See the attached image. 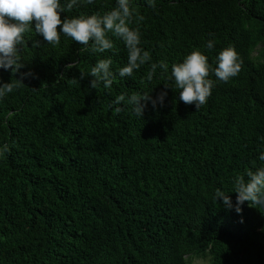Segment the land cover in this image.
<instances>
[{"label":"trees","instance_id":"1","mask_svg":"<svg viewBox=\"0 0 264 264\" xmlns=\"http://www.w3.org/2000/svg\"><path fill=\"white\" fill-rule=\"evenodd\" d=\"M130 3L145 17L140 47L152 57L131 76L118 75L127 50L112 33L114 49L103 53L62 33L48 44L34 30L18 46L19 72L32 76L0 98V150L9 149L0 155V264H264V207L246 201L238 214L214 196L221 189L235 205V176L264 166V0ZM115 6L94 0L60 15ZM229 46L242 61L238 75H210L198 110L180 101L171 64L198 49L215 67ZM107 58L111 88H90L91 67ZM160 61L169 71L158 67L148 81ZM14 78L0 68V83ZM162 91L163 106L147 103L142 117L131 105L110 107L121 94Z\"/></svg>","mask_w":264,"mask_h":264},{"label":"clouds","instance_id":"2","mask_svg":"<svg viewBox=\"0 0 264 264\" xmlns=\"http://www.w3.org/2000/svg\"><path fill=\"white\" fill-rule=\"evenodd\" d=\"M94 0H0V68L10 69L13 74L19 73V78L11 79L8 83H0V98L24 85L23 80L32 76L31 72H19L24 64L20 60L18 46H24L25 33L32 30L41 35L48 44L58 45L61 33L70 37L79 45L85 46L83 50L90 49L93 53H103L114 49V44L108 38V33L120 38L127 50V63L118 69L120 77L131 76L135 70L149 63L152 59L149 51L140 47L141 33L139 24L145 17L139 14L130 3V0H116V6L103 15L79 14L66 16L61 19V12H71L75 7L82 4H93ZM148 5L155 10V0H147ZM34 22V29L32 27ZM135 23L136 27L131 25ZM59 29V30H58ZM32 47H40L39 41H32ZM206 47L211 50L213 41L209 40ZM111 58L99 59L91 67L88 76L91 77L89 86L95 89L103 84L105 89H110L115 79L110 70ZM242 61L235 48L232 46L219 51L215 60V67L209 64L208 58L198 49H193L182 60L172 63L168 79L174 82L178 90L179 100L186 105H195L198 110L206 104L211 95L214 81L210 79L213 75L220 81L228 82L238 75L241 70ZM74 67L69 64L66 69ZM169 71V65L163 61L151 63L146 79L151 81L157 68ZM84 74L81 73V78ZM72 83H78L72 79ZM165 89L169 88L167 84ZM166 91H162L153 99L149 93H133L130 96L118 95L110 107L116 114L123 111L121 104L131 105L132 112L137 117H142L147 103L153 108L157 104L163 106ZM8 146L4 145L0 155L7 152ZM259 160L264 161V152L259 155ZM233 190L236 193L235 205L226 192L221 189L215 191V201L219 198L228 209L241 213V205L244 202L264 207V166L257 167L254 171L249 169L242 175L235 176ZM241 222L243 220L241 219ZM264 230V229H262Z\"/></svg>","mask_w":264,"mask_h":264},{"label":"rangeland","instance_id":"3","mask_svg":"<svg viewBox=\"0 0 264 264\" xmlns=\"http://www.w3.org/2000/svg\"><path fill=\"white\" fill-rule=\"evenodd\" d=\"M195 264H204V263L199 260Z\"/></svg>","mask_w":264,"mask_h":264}]
</instances>
